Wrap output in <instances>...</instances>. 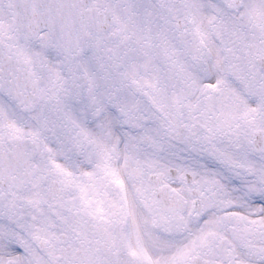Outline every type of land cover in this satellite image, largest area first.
I'll return each instance as SVG.
<instances>
[{
  "label": "snow or ice",
  "instance_id": "obj_1",
  "mask_svg": "<svg viewBox=\"0 0 264 264\" xmlns=\"http://www.w3.org/2000/svg\"><path fill=\"white\" fill-rule=\"evenodd\" d=\"M0 264H264V0H0Z\"/></svg>",
  "mask_w": 264,
  "mask_h": 264
}]
</instances>
